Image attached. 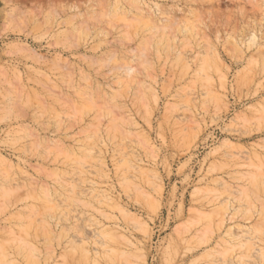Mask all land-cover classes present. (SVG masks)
<instances>
[{
    "label": "rangeland",
    "instance_id": "374dc122",
    "mask_svg": "<svg viewBox=\"0 0 264 264\" xmlns=\"http://www.w3.org/2000/svg\"><path fill=\"white\" fill-rule=\"evenodd\" d=\"M0 264H264V0H0Z\"/></svg>",
    "mask_w": 264,
    "mask_h": 264
},
{
    "label": "bare ground",
    "instance_id": "6f19581e",
    "mask_svg": "<svg viewBox=\"0 0 264 264\" xmlns=\"http://www.w3.org/2000/svg\"><path fill=\"white\" fill-rule=\"evenodd\" d=\"M224 144V143H223ZM139 224V223H138ZM140 226V225H139Z\"/></svg>",
    "mask_w": 264,
    "mask_h": 264
}]
</instances>
